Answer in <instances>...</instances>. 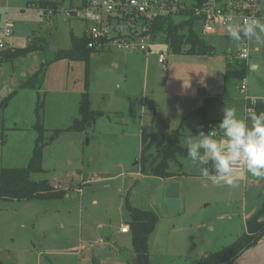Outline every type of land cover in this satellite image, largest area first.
Segmentation results:
<instances>
[{"label":"rangeland","instance_id":"1","mask_svg":"<svg viewBox=\"0 0 264 264\" xmlns=\"http://www.w3.org/2000/svg\"><path fill=\"white\" fill-rule=\"evenodd\" d=\"M37 2L0 0V29L7 25L12 31L7 50L35 48L9 61L2 62L0 57V104L17 91L7 109H0V170L26 167L37 138L33 126L39 99L48 144L42 154L43 172L31 174L30 179L62 183L69 188V197L43 202L1 200L0 262L131 264V233H121L129 221L126 203L157 215L149 238L150 264H197L230 245L228 238L219 239L206 229L196 228L197 209L207 203L202 202L204 194L214 192L222 197L230 187L235 192L233 202L239 207L244 195L241 181L236 186L215 185L189 159L177 157L169 171L176 175L182 208L177 214L164 215L154 201L164 181L141 176L135 163L144 146L140 134L146 126L152 127L154 134L172 137L182 125L179 144L186 148L188 136L184 137V132L197 134L201 130L200 118L188 116L204 105V99L196 96L198 89H204L207 98H221L219 104L208 107V117L221 120L224 107H238L245 95L230 82H223L225 57L238 43L222 36H206V43L214 49L212 55L169 52L164 66L154 55L146 58L115 51L91 55L87 66L83 62L54 61L52 48L69 49L70 35L82 34L84 24L63 12L79 5L80 0L59 2L60 11L53 15L37 7ZM261 11L264 14V5ZM173 21L179 24L184 19L176 17ZM195 30L201 34L198 25ZM248 43L252 52L249 63L259 67L247 71L246 96L263 94L264 43ZM43 68L39 88L21 91L20 85ZM86 78L91 109L102 116L83 132L64 131L79 119L78 104ZM245 178L248 201L261 202L264 177L246 172ZM78 187L80 193L75 192Z\"/></svg>","mask_w":264,"mask_h":264},{"label":"trees","instance_id":"2","mask_svg":"<svg viewBox=\"0 0 264 264\" xmlns=\"http://www.w3.org/2000/svg\"><path fill=\"white\" fill-rule=\"evenodd\" d=\"M37 7L42 10H56L58 4L50 0H38ZM166 24V25H165ZM166 27V41L170 45V52L173 55L209 56L214 49L208 45L204 36L195 30L197 23L194 18H189L176 24L172 18L161 21V26ZM51 48L52 45H47ZM53 47V46H52ZM55 48V47H54ZM35 50L30 46L24 50H7L0 54L2 62L9 61L15 57L24 56ZM92 52L87 49V43L79 36L70 35V47L66 50L57 48L54 52V61H73L83 62L88 65ZM47 63H45V66ZM248 67L244 63L228 64L225 69V80L233 79L240 81L246 77ZM45 68L27 79L21 86V90H37L40 81L43 78ZM16 92L8 96L0 104V109H5L10 99ZM212 100H206L205 104L199 109L194 110L189 116L196 115L200 118L202 130L207 133V125L218 123L207 120V109L212 104ZM42 105L38 99L35 106V124L34 131L37 138L34 143L32 155L24 168H6L0 170V200L3 201H54L64 198L66 192L53 188L47 181L34 182L30 175L42 173V154L43 149L48 144L44 139L45 130L41 123ZM255 112L264 111V101L256 100L254 106ZM79 119L76 123L64 131L83 132L86 127L94 124L102 116L100 112H94L91 109V103L88 93L87 78L84 82V89L80 95L78 104ZM180 128L174 132L172 137L160 136L153 132L150 135L143 136L144 145L148 140L149 145L140 153L137 160L139 171L142 176H150L158 179H169L175 175L169 171L170 163L176 162L177 157L188 159L187 150L179 144L181 137ZM57 135L55 132L51 140ZM129 221L127 222L128 230L131 233V244L133 247L134 258L131 264H150L149 261V238L155 230L158 218L154 212L143 211L131 207L128 203L125 205ZM264 236V203L260 210L253 215L246 223V233L238 237L231 245L209 254L199 260L197 264H231L238 259L243 253L255 247L258 241ZM0 264H2L0 262Z\"/></svg>","mask_w":264,"mask_h":264},{"label":"built area","instance_id":"3","mask_svg":"<svg viewBox=\"0 0 264 264\" xmlns=\"http://www.w3.org/2000/svg\"><path fill=\"white\" fill-rule=\"evenodd\" d=\"M52 2L59 4L60 1ZM263 5L264 0H80L79 5L70 6L63 12L67 18L84 24L79 37L86 41L92 55L105 51L138 54L146 58L154 55L157 63L164 66L170 45L166 41V24L161 26V21L176 17L184 20L194 18L202 36L229 38L226 23H240L250 16L264 18L261 11ZM44 11L53 15L60 9ZM11 35L10 26L0 29V54L8 49ZM237 43L236 51L227 54V62L244 63L247 66L249 43ZM237 90L245 95L243 111L246 118L250 110L255 111L256 103V100H249L246 96V77L239 81ZM208 131H214L215 138L221 136L218 126L213 123L207 125ZM235 172L244 173L245 169L240 166ZM121 231L126 233L128 228L123 227Z\"/></svg>","mask_w":264,"mask_h":264},{"label":"clouds","instance_id":"4","mask_svg":"<svg viewBox=\"0 0 264 264\" xmlns=\"http://www.w3.org/2000/svg\"><path fill=\"white\" fill-rule=\"evenodd\" d=\"M226 33L234 42L264 43V18L250 16L240 23H226ZM259 65L250 64V70ZM218 123L220 139L216 133L200 130L184 140L187 157L204 178L215 185L236 186L235 170L243 168L255 177H264V111H249L246 118L237 116L234 108L222 109Z\"/></svg>","mask_w":264,"mask_h":264},{"label":"crops","instance_id":"5","mask_svg":"<svg viewBox=\"0 0 264 264\" xmlns=\"http://www.w3.org/2000/svg\"><path fill=\"white\" fill-rule=\"evenodd\" d=\"M235 51H233V52H235ZM252 51L256 52L257 48H254ZM233 52H230V53H233ZM251 53L252 52H250L249 61L251 59ZM225 59H226V57H225ZM256 59L257 58H255V60ZM249 61H248V63H249ZM225 63H226V65L224 67L223 82H224V84H226L227 82H230L231 86L234 87L235 90H237L239 81H236V80H233V79L225 80V78H224L225 69H226L227 65L229 64L227 62V59L225 60ZM248 63H247V67H248V69H250V63H249V65H248ZM114 66H116V64H114ZM263 84H264V82H263ZM204 92H205V90H204ZM15 95H17V91H16ZM196 96L198 98L204 99V104H205L206 100H212L213 103L210 105V107H214L215 105L219 104V100L221 99L219 96H217L216 98H207L206 97V92H205V95L203 97H200L198 95H196ZM247 98L249 100H263L264 101V90H263V94H253L251 96L250 95L247 96ZM11 100L12 99H10V101ZM7 107H8V104H7V106L5 107L4 110H6ZM200 107H202V106H200ZM200 107H198L197 109H199ZM234 109L236 110L238 117H240V118L244 117V111H243L244 110V102L243 101H241L240 104L238 105V107L236 106V108H234ZM207 120H210V121H213V122H216V123L220 122V120H215L212 117H208V116H207ZM148 127L151 129V132H153V128L150 127V126H148ZM200 127H201V130H202V126H200ZM190 135H196V134L195 133H190L189 134V133H185L184 132V137L185 136H190ZM143 136H144L143 133H141L140 134V137H141V140H142L141 143H143ZM217 139H220V138H217ZM34 143H35V141H34ZM33 148H34V146H33ZM32 151H33V149H32ZM32 151H31V155H32ZM135 164H137V161H136ZM246 172L247 171L245 170L244 173H239L242 176L241 177L240 176L237 177L238 178V182L241 181L242 187H243V190H244V195H243V198H242L243 200L241 202V205L238 207V205L235 202H233V200L235 199V192H234L233 187L228 188L226 190V195H223L222 197L218 193H214V192H212V193L208 192V194H204L201 197L202 198V202L206 201L207 203H206V205L204 207H200L199 210L197 209V212H198L197 219H198V221L196 223V228H198V229L201 228L202 230L206 229L207 232L209 233V235L213 234L214 236H216L219 239L220 238H224V239L228 238L229 242H232V243L238 237H240L241 235L246 233V223H247V221L260 210L262 204L264 203V192H263V199H261V202L260 201L259 202L256 201L254 203H250L248 201V199L246 197V194H247L246 193L247 180L245 178ZM234 173H238V172H234ZM139 174H140V171H139ZM172 174L175 175V173H172ZM70 177L71 178H76V174H71ZM175 177H176V175L174 177H172V178H169V179H161V180L164 181L163 182L164 185L162 187H164V188L168 187V185L171 182L175 181V179H174ZM208 180L211 181V179H208ZM61 184L62 183L58 182V183H55V184H52V185L50 184V185L53 188H55V189L62 190L64 192H66L64 197L68 198L69 197V195H68L69 188L62 187ZM75 192L76 193H80L81 189L78 187L75 190ZM180 193H181V190L179 189V194ZM205 197L206 198L209 197L210 199H205ZM181 208H182V202H181ZM209 210H210V213H207V211H209ZM180 211H181V209H180ZM123 227L127 228L128 227L127 223ZM121 233L126 235V234H129L130 231L128 230V232H126V233H123L121 231ZM2 241H3V236H2V230L0 228V246L2 245ZM227 246H229V245H227ZM227 246H224L223 248H225ZM149 261H150V254H149ZM231 264H264V236L258 241V243H257V245L255 247H253L249 251L243 253L238 259L233 261Z\"/></svg>","mask_w":264,"mask_h":264},{"label":"water","instance_id":"6","mask_svg":"<svg viewBox=\"0 0 264 264\" xmlns=\"http://www.w3.org/2000/svg\"><path fill=\"white\" fill-rule=\"evenodd\" d=\"M53 52H57V48H52ZM197 95L203 97L205 92L203 89L197 90ZM143 135H150L151 129L146 126L142 131ZM160 140V136L157 138L156 143ZM150 141L148 140L143 148L145 149L149 145ZM155 203L158 204L162 214L164 215H174L180 212L181 209V201L179 200V185L175 182H171L168 187L158 190L154 197Z\"/></svg>","mask_w":264,"mask_h":264}]
</instances>
